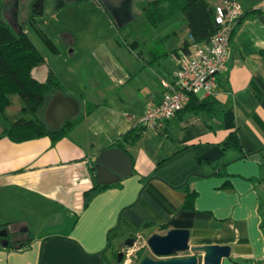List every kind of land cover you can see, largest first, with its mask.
I'll return each mask as SVG.
<instances>
[{
    "label": "crops",
    "instance_id": "1",
    "mask_svg": "<svg viewBox=\"0 0 264 264\" xmlns=\"http://www.w3.org/2000/svg\"><path fill=\"white\" fill-rule=\"evenodd\" d=\"M237 1L242 13L231 30L226 69L211 93L197 94L216 99L215 111L174 116L146 127L134 144L124 142L132 174L107 185L86 207L83 192L97 183L94 155L115 147L159 102L160 81H171L188 53L183 17L177 28L154 35L166 37V55L152 64L151 37L133 41L131 68L103 44L84 64L70 66L69 86L54 72L64 89L51 93L36 115L21 111L25 119L60 128L83 114L85 102L97 104L54 145L47 136L12 142L2 136L12 122H0V235L9 239L0 240V264H108L117 252L171 228L188 229L190 245H230L221 264L264 259V0ZM35 75L41 78L43 70ZM233 130L242 151L223 147ZM183 184L196 192L192 209L183 208Z\"/></svg>",
    "mask_w": 264,
    "mask_h": 264
},
{
    "label": "trees",
    "instance_id": "2",
    "mask_svg": "<svg viewBox=\"0 0 264 264\" xmlns=\"http://www.w3.org/2000/svg\"><path fill=\"white\" fill-rule=\"evenodd\" d=\"M98 1L101 8L109 13L115 22L112 13L103 5L102 0ZM140 7L150 28L158 26L176 13H181L187 24L189 34L196 43L208 42L217 30V25L214 22V5L208 0H146V4ZM165 39V36L152 39V41H155V45L149 50L150 59L147 61L148 64H152L166 55V51L163 49ZM42 67H45L43 69L44 78L39 80L33 75V70L36 71V69ZM63 89L62 82L46 64L43 54L34 45L27 33L22 28L12 26L0 19V113H3L6 107L9 106L10 95L18 94L23 102L21 111L36 115L51 93ZM96 107L97 104L85 102L83 114L65 121L60 128H50L39 118H19L3 130L2 136L16 143L47 136L54 145L59 139L65 137L84 118L85 114L92 112ZM215 109L216 99L211 96L199 97L194 94L191 95L188 103L177 111L174 116H182L187 112H213ZM145 128L146 126L141 122L137 123L121 136L120 141L113 143L112 146L124 150V142L134 144ZM156 130L161 134H165L164 128L157 127ZM223 147L242 151L236 130L228 134L223 142ZM243 155L247 157L249 153H243ZM106 187L107 185L95 183L90 189L85 190L83 192V207H86L93 197ZM180 188H183L185 192L183 208L192 209L196 192L189 189L185 184ZM8 224L5 223L1 226H7ZM31 238L29 234L22 243V247L28 245ZM147 250L146 247H140L136 250L137 264L144 256L149 255ZM117 259L118 255L116 253L114 260L112 262L108 260L107 262L108 264H119L123 261L124 255L119 263Z\"/></svg>",
    "mask_w": 264,
    "mask_h": 264
},
{
    "label": "rangeland",
    "instance_id": "3",
    "mask_svg": "<svg viewBox=\"0 0 264 264\" xmlns=\"http://www.w3.org/2000/svg\"><path fill=\"white\" fill-rule=\"evenodd\" d=\"M145 4L146 0H132V19L121 27L101 8L98 0H2L0 19L22 28L43 54L46 64L69 86L70 66L78 60L84 64L91 50L105 44L131 68L137 61L136 52L130 50L135 48L133 41H149L156 33L164 35L175 29V26L177 28V19L183 17L181 13H176L158 26L150 28L140 7ZM121 44H128L130 48L125 49ZM22 106L20 96L11 94L10 107L5 113H0V122L7 124L28 116L21 112ZM140 247L148 249L146 244L134 247L130 256L132 264H137L135 253ZM191 253L184 251L178 255L188 256ZM148 254L151 255L150 251Z\"/></svg>",
    "mask_w": 264,
    "mask_h": 264
},
{
    "label": "built area",
    "instance_id": "4",
    "mask_svg": "<svg viewBox=\"0 0 264 264\" xmlns=\"http://www.w3.org/2000/svg\"><path fill=\"white\" fill-rule=\"evenodd\" d=\"M242 13L237 0H219L214 5L216 32L206 43H196L189 34L188 53L173 72L172 80H161V97L158 103L148 108L140 122L146 127L162 126L190 100L191 95L211 93L217 75L226 69L227 49L233 25ZM264 191V182L261 185ZM133 251L124 252L129 261ZM264 264V259L259 263Z\"/></svg>",
    "mask_w": 264,
    "mask_h": 264
},
{
    "label": "water",
    "instance_id": "5",
    "mask_svg": "<svg viewBox=\"0 0 264 264\" xmlns=\"http://www.w3.org/2000/svg\"><path fill=\"white\" fill-rule=\"evenodd\" d=\"M132 0H102L103 5L112 13L118 26H123L131 18L130 4ZM42 70L45 67L41 68ZM33 70V75L35 72ZM36 76V75H35ZM36 78H38L36 76ZM44 73L39 80H43ZM94 177L99 185H109L132 174L133 166L129 155L118 147H109L94 155L92 160ZM0 240L7 243L6 233ZM190 231L185 228H171L165 233H153L146 241L151 255H146L138 264H221L230 257L231 247L228 244H189ZM132 246L133 239L126 241ZM4 243V244H5ZM190 251L188 256L178 253ZM120 262L123 252H118Z\"/></svg>",
    "mask_w": 264,
    "mask_h": 264
},
{
    "label": "flooded vegetation",
    "instance_id": "6",
    "mask_svg": "<svg viewBox=\"0 0 264 264\" xmlns=\"http://www.w3.org/2000/svg\"><path fill=\"white\" fill-rule=\"evenodd\" d=\"M115 24H116V22H115ZM117 25V24H116ZM118 26V25H117ZM7 239V238H6ZM121 252H123V255H124V251H121ZM118 253V252H117Z\"/></svg>",
    "mask_w": 264,
    "mask_h": 264
}]
</instances>
